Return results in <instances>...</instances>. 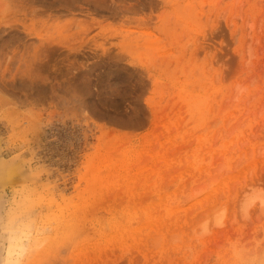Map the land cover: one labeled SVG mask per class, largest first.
Returning a JSON list of instances; mask_svg holds the SVG:
<instances>
[{"label": "rangeland", "instance_id": "374dc122", "mask_svg": "<svg viewBox=\"0 0 264 264\" xmlns=\"http://www.w3.org/2000/svg\"><path fill=\"white\" fill-rule=\"evenodd\" d=\"M263 198L264 0H0L23 264H264Z\"/></svg>", "mask_w": 264, "mask_h": 264}, {"label": "clouds", "instance_id": "9594fccd", "mask_svg": "<svg viewBox=\"0 0 264 264\" xmlns=\"http://www.w3.org/2000/svg\"><path fill=\"white\" fill-rule=\"evenodd\" d=\"M7 224H8V221L3 222L2 223L3 226H0V239H2L5 245L4 258L0 259V264H23V249L19 247L16 248L18 257H13L12 259H9V250L12 249L13 244L18 243V241H14L13 239L14 233L9 230V228L6 226ZM13 227H15V225H13ZM15 236L19 237L21 236V233L15 232Z\"/></svg>", "mask_w": 264, "mask_h": 264}, {"label": "bare ground", "instance_id": "6f19581e", "mask_svg": "<svg viewBox=\"0 0 264 264\" xmlns=\"http://www.w3.org/2000/svg\"><path fill=\"white\" fill-rule=\"evenodd\" d=\"M4 168H6V171H7V164L6 163H4L3 164V166H2V169H4ZM15 168V167H14ZM12 169H10V171H11ZM8 176H10L11 177V173L10 174H8ZM264 199V198H263ZM262 202H264V201H262L261 200V203ZM109 214V213H108ZM31 217V216H30ZM29 218V217H28ZM16 219V218H15ZM15 219H13L14 220V224L13 225H15V227H13V225H11V230L10 231H12L13 233H14V235H13V239H14V241H18V243H14L13 244V248L12 249H10L9 250V259H12L13 257H15V254L17 253L16 252V248L17 247H19V248H21V249H23V253H25L26 251H27V249L31 246V244H33L34 243V238H35V236H32V232H31V230L30 229H26V231H22V230H17L16 229V222H17V219L15 220ZM30 220H32V218L30 219ZM25 222V221H24ZM36 223V222H35ZM57 225V224H56ZM31 226V225H30ZM61 226H59V228H60ZM90 227H93V226H90ZM58 228V229H59ZM62 228H63V226H62ZM47 230V229H46ZM57 231V230H56ZM15 232H20L21 233V236H19V237H17V236H15ZM63 232V231H62ZM45 233V232H44ZM47 233H49V232H47ZM49 235V234H48ZM23 236H25L27 239H28V244H25L24 243V238H23ZM45 237V236H44ZM61 238V237H60ZM30 242V243H29ZM57 242H59V241H57ZM16 257H18V253H17V255H16ZM3 259V258H2Z\"/></svg>", "mask_w": 264, "mask_h": 264}]
</instances>
